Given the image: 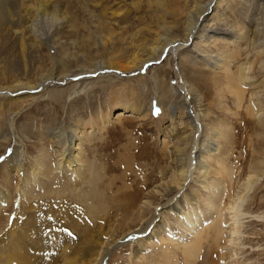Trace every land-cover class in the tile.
I'll return each mask as SVG.
<instances>
[{"label":"rangeland","instance_id":"obj_1","mask_svg":"<svg viewBox=\"0 0 264 264\" xmlns=\"http://www.w3.org/2000/svg\"><path fill=\"white\" fill-rule=\"evenodd\" d=\"M213 1L200 39H189L179 54H169L175 43L169 45L160 59L125 73L108 68L133 58L140 62L149 48L182 37L186 20L207 0H10V16L0 20V186L5 188L1 177L13 152L20 151L26 164L37 158L51 169L61 158L62 133L67 140L75 134L85 165L99 167L98 176L87 179L94 167L80 179L63 167L26 192L45 218L71 213L68 221L92 225L93 211L98 215L99 229L83 261L96 264L104 256L100 264H190L183 246L201 232L192 264H264V9L261 0ZM241 71L246 81H240ZM74 74L82 75L58 82ZM125 104L136 110L128 106L117 118ZM190 115H199L193 168L204 166L205 173L193 170L174 197L171 181L193 140ZM248 178L252 187L243 193ZM12 181L17 184L18 177ZM135 190L139 204L129 209ZM9 195L12 216L22 196L14 190ZM236 195L245 199L239 239L230 246L226 208ZM145 201L152 206L144 222L155 218L153 223L123 243L121 237L144 227L136 212ZM218 213L227 238L210 254ZM190 216L198 220L191 233L185 230ZM37 225L33 251L21 255H48L50 249L63 255L76 247L68 230L50 232L40 221L32 231ZM3 226L0 220V233Z\"/></svg>","mask_w":264,"mask_h":264},{"label":"bare ground","instance_id":"obj_2","mask_svg":"<svg viewBox=\"0 0 264 264\" xmlns=\"http://www.w3.org/2000/svg\"><path fill=\"white\" fill-rule=\"evenodd\" d=\"M213 3H214L213 0H207L206 4L204 3L205 5L203 7L200 6L196 11H193L191 13L192 15L190 16V19L186 20L187 24L181 30V34L183 33L182 37H180L178 39L175 38L169 42L166 41L168 43H164L158 49L149 48L147 50L146 56L143 59H141L140 62L133 58L130 62L124 64V66H123V64L117 63V64H113L112 66L110 65V67L108 69L110 71L111 70L112 71H120V72H125V73L131 72V71L141 67L144 63H146L149 60H157V58L160 59V55L165 50V48L169 45L174 44V43L175 44H174L173 48L170 47L169 48L170 50H168L169 54L173 55L177 52L179 54L180 51H184L187 48L186 47L187 45H185V44L188 43L189 39L190 40L192 39V41H193V40H196L197 38L200 39L202 37V35H203L202 30H204L203 29L204 25L202 26L201 23L206 22L204 15L209 10V7H214ZM9 4H10V0H0V20H3V19L10 16ZM261 5L263 6V9H264V0H261ZM29 11H32V10H29ZM32 12H34V11H32ZM34 14H36V13H34ZM197 26H198V28H197ZM20 52H21L20 54L22 57L23 56L22 52H24V51L21 50ZM111 73L113 74V72H111ZM114 74H116V73L114 72ZM245 74H246V72H242L240 74V77H241L240 81L241 82L246 81V77H245L246 75ZM77 75H82V74H74V75H71L68 77L66 76L65 78H62L61 80H58V82L63 81L64 79H70V78L73 79ZM114 76H116V75H114ZM78 79H79V77H78ZM67 83H69V82L67 81ZM31 88H29L28 91L34 90ZM239 90H240V88H239ZM0 92H2V90H0ZM187 94H188V91H187ZM236 94H238V93H236ZM19 99H20V97H19ZM185 104H186V101H185ZM128 106H129L128 104L127 105L125 104L120 110H118L116 112V114H117L116 117L118 118V117H120V115H121V117H123V114H124L123 110H124V108H127ZM130 109H131V111L136 110L131 105L129 106V110ZM99 118L101 120H103V115H101V113L99 114ZM189 118L191 119V122L193 123V126H194L193 140L191 141V144L193 143V146H191V144H190L189 156H185L184 158L181 159V163H179L181 165L178 167L179 171H178V173L176 172L177 174L175 175V177L171 181V182H174V186L177 188V191H176V194L174 195V197H176L178 195V193L183 192V190L185 189V182L187 179H189V176H191V172L193 170L198 168L199 172L203 171L202 173H205L204 166L193 168V162H192V159H193L192 155L194 153L193 147L195 144H197V140H195V134L197 132V125H198L197 121H198L199 115L198 116L197 115L196 116L190 115ZM101 120L96 122V126L97 125H99L100 127L103 126V124H104L103 121H107V118L103 121H101ZM101 122H102V124H101ZM74 132L76 133L77 131L74 130ZM216 133H217V136H219V135L222 136V132L217 131ZM76 134H77L76 136L80 135L79 132H77ZM62 136L64 138V141H63L62 148L59 151L60 153L58 154V156H61V158L58 161L57 165L52 166L51 169L49 168L50 166L47 163L45 166L44 165L42 166L43 163L42 164L39 163L37 158H35V161H34L35 163L26 164L27 162H25V159L22 158V153L20 151L19 152L18 151L13 152L12 153L13 155H11V157L9 158L10 160L8 163V168L5 169V171L3 172V177H1L3 179L2 181L4 182L5 188H2V186H0L2 188V189L0 188V220H2V222L4 223V226L2 227V232L0 233V264H95V263H92L90 261H83L82 260L83 257L85 256L84 254L87 252V251H85V249L92 243V240L95 237L94 234H96L97 229H99V226L96 229L97 220H98V218L96 216H98V215L94 214V211H93L94 209L92 210L90 208L91 209L90 211H93L92 214L94 216L93 217L94 221L92 222L93 223L92 225H87V224L77 225L76 222H74V220H72L71 222L68 221L69 220L68 216H70L71 213L70 214L66 213L64 215L63 214L62 215H58V214L53 215L52 214V216H50V218H45L46 211H44L41 207L38 208L37 206L36 207L32 206L29 203L30 198H27L30 196H28L29 193H27L26 190H28V188L30 187V185L32 183L35 184V182H39V180L41 181V178L43 179L44 177H46L48 173H49L48 176L51 177L52 174L54 175V171H58V172L60 171L61 173H63V167H67L65 169H70L71 173L74 172L78 177L81 175L82 171L85 170L88 172V170H89L88 167L89 168L94 167V169H92V171H94V172L91 171L92 174L88 173L89 176H91V177H87V179L88 178H89V180L93 179V174L94 175L97 174L96 177L98 176V173L100 171L98 169L99 167H97L92 162L90 164L85 165L87 163L84 160V159H86V157H84L83 151H81V148L79 145L80 142H79V140L77 142V137L75 138V134H74V137L70 138L71 142H73V146L70 145V141H69L70 139L67 140V132H66V134L62 133ZM80 137H82V134L80 136H78V139H81ZM206 153L207 154L210 153L209 148L206 150ZM42 167H43V169H42ZM41 169L43 170V174H45V173H47V174H45V175L38 174L39 173L38 171H40ZM12 171H14V172L12 173ZM65 173H66V171H65ZM30 175H31V180L29 181L27 177ZM82 175H85V174H82ZM13 176L18 177V183L17 184L16 183L14 184V182L12 181ZM79 179H80V177H79ZM172 185H173V183H172ZM93 186H94V184L91 182V188ZM251 187L252 186L250 184V178H248L246 180V183L243 185V193L248 192V190L250 191ZM11 190L12 191L14 190V192L17 191V193H20L22 196L21 202L17 203V207H16V211H15L16 213H14V215H12V216H11V208H7V207H9L8 205L12 201L10 198V195H9ZM90 192L92 193L91 198H95V199L98 198V195L96 193H94V191H90ZM139 193L140 192L135 190V192L133 194H129V196H128V198H129L128 208L129 209H133V208L135 209L138 206L139 201H138L137 195H139ZM236 196H237L236 199H234L231 203H229L227 205L228 207L226 208V209H229L228 212H231L230 223L227 225L228 226L227 227L228 232L226 235H228V238H227V236H224V234H223V231L226 230V227H225V221H224L225 218H223V215L221 213L217 214V221L216 222L214 221L215 224L212 227V230L210 229L211 230V236L210 237L213 240L212 241L210 239L212 241L211 244L213 245L212 247H209L208 253H210V254L211 253L213 254L214 246H217L221 242L222 238L226 237L227 242L230 246H233L234 243H236L237 240L239 239L238 234L240 232V228H239V222H238L239 219L238 218L240 216L238 217V213H239L238 211H240L241 202L245 199V196L244 195H236ZM103 199H105V197ZM101 200L102 199H100V202H102ZM150 206H152L150 201H145L139 205V207L137 209L138 212H136L138 214L137 220H139V223L143 222L142 225L144 224V227H141V229H135L133 232L128 233L123 238L121 237V239H119L120 241H123V239H127V238H128V240L131 241L133 238L137 239L138 236L143 235L145 233V230H147V227L150 224H152L153 219H155V218L150 219L147 223L144 222L145 215L150 212V210H149ZM3 209H5V210H3ZM180 210L182 211V212L180 211V213H183V214L182 215L178 214V217L182 220L183 215H185L186 209L182 208ZM4 213L6 214L5 216L3 215ZM55 213H57V212H55ZM63 213H65V212H63ZM96 213H98V212H96ZM65 216L67 217L68 220L65 218ZM80 217H81V215H80ZM195 218L194 217L191 218V216L189 218H186L187 225L185 226L186 227L185 230L187 232L191 233V231H193L192 226H194L195 221L196 222L198 221L197 217H195ZM64 220H66L68 222H66ZM40 221H44V227L46 226L50 230V232H55L56 229H58L59 231H63V229L68 230L67 232L69 233V235L67 232H64V233L68 237L70 235H73L68 240H74L72 238L77 239V242L75 243V244H77L76 247L73 245V250L69 251V253H63V255H57L56 251H53L51 249L49 250L48 255H34V256H32V255H21V253L22 254L24 253V250H26V248L27 249L29 248V250H32L31 246H33V241L36 239L34 237V235H35L34 233L36 231H41V227H40V225L35 226V228L37 230L34 231V229H33L34 232L32 231L31 227H33V222H40ZM79 221H81V220H79ZM58 227H60L61 230ZM31 231L33 232L32 234H30ZM45 231H48V230L45 229ZM133 233L134 234L137 233V234L134 235ZM61 234H63V233H61ZM194 235H193L194 241L192 240L193 242L183 246V249H182L183 255L185 256V259L188 260V262L190 264L194 263L197 260L198 253L201 250V244H202V242H201L202 240L200 238L201 232L200 233H194ZM240 235H241V233H240ZM62 241L65 242L66 240L62 239ZM123 243H124V241H123ZM23 244H25V248H24ZM40 244H42V243H40ZM83 251H85V252L83 253ZM79 252L81 254L83 253V255H78ZM31 254H32V252H31ZM80 256H82V257H80ZM103 257L96 264L102 263L101 261L103 260Z\"/></svg>","mask_w":264,"mask_h":264}]
</instances>
